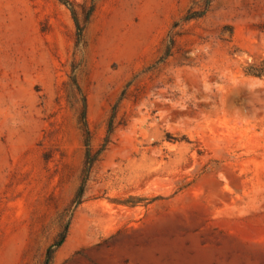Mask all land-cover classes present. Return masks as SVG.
I'll return each instance as SVG.
<instances>
[{"label": "rangeland", "instance_id": "1", "mask_svg": "<svg viewBox=\"0 0 264 264\" xmlns=\"http://www.w3.org/2000/svg\"><path fill=\"white\" fill-rule=\"evenodd\" d=\"M67 1L0 0V264H264V0Z\"/></svg>", "mask_w": 264, "mask_h": 264}, {"label": "trees", "instance_id": "2", "mask_svg": "<svg viewBox=\"0 0 264 264\" xmlns=\"http://www.w3.org/2000/svg\"><path fill=\"white\" fill-rule=\"evenodd\" d=\"M57 1H59L62 4L68 5V1L67 0H57ZM70 11H71V15H72V18L74 20V23H75V27H76V29L78 30V33H79L81 28L79 27V25L77 23L74 11L72 9H70ZM82 120H83L84 132H85V135H86V146L88 147V132H87V125H86V120H85V108L83 109V112H82ZM88 155H89V152H88ZM92 162H93L92 159H88V161H87L88 167L91 166ZM80 192H81V189H80ZM60 245H61V242H58L55 245L54 249H57ZM50 257L51 256L49 255V259H50Z\"/></svg>", "mask_w": 264, "mask_h": 264}]
</instances>
